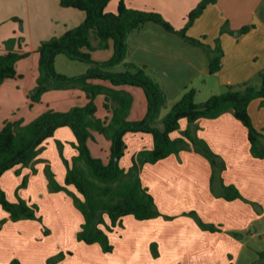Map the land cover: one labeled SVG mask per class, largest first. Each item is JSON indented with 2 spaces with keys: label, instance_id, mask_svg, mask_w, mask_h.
Listing matches in <instances>:
<instances>
[{
  "label": "crops",
  "instance_id": "obj_1",
  "mask_svg": "<svg viewBox=\"0 0 264 264\" xmlns=\"http://www.w3.org/2000/svg\"><path fill=\"white\" fill-rule=\"evenodd\" d=\"M200 1L126 0L132 8L160 12L177 29L185 25L188 13ZM117 7L118 0H111L107 11L116 12ZM84 19L83 10L64 7L59 0H0V54L7 52L4 47L7 39H19L21 35L27 39L24 43H30L28 49L32 52L17 62L18 76L0 85V128L7 120L28 123L48 109L67 111L87 102V93L80 87L50 89L32 105L29 98L39 75V54L36 53L39 44L62 35ZM226 23L234 32H221ZM245 25L253 26L240 34L239 29ZM188 34L198 38L205 36L204 41L212 46L217 38L220 39L224 57L217 74L210 73L209 57L203 48L157 23L147 22L129 37L128 60L147 66L148 72L164 87L169 106L186 88H195L197 95L203 92L212 95L217 93V87L240 84L264 69V0H217L204 9L189 27ZM21 49L28 51L25 44ZM113 52L111 41L105 51H92V57L97 61L107 60ZM91 81L112 86L107 81ZM116 88L134 96L129 118L142 119L147 112L144 89L135 85ZM104 100L102 94L96 98L97 116L102 119L112 115L104 107ZM249 112L254 126L261 130L264 127V102L254 99ZM187 127L188 121L183 118L180 129L172 136L180 137ZM196 127L197 135L222 158L225 168L217 171L212 181L214 171L210 161L198 153L193 144L156 163L144 164L142 183L153 195L162 215L145 220L125 216L121 226L108 232L114 246L112 252H104L99 243L78 241L83 214L65 191L53 192L49 188L45 166L50 164L54 172L55 168L46 148H58V141H61L66 158L71 159L77 154L72 144L76 141L73 130L69 126L57 129L44 143L45 149L34 164L37 171L31 166H17L0 178L8 198L16 200V191L27 176V185L19 189V194L30 203L38 204L39 214L48 225L46 233L40 221H13L4 209H0V219H7L0 228V264H8L13 258L20 259L22 264H47V259L59 251L73 252L64 264H251L257 260L258 251H264V158L252 155L248 130L231 112L214 119L202 118L196 122ZM125 140L128 147L135 145V155L154 145L150 133H127ZM94 141L106 153L101 159L109 162L111 141L94 132L89 147L95 157H100V153ZM66 143H71L70 151ZM58 160L61 167L56 178L65 184L67 167L62 157ZM120 163L128 169L125 166L128 161L123 163L121 159ZM16 169L21 170L20 174ZM228 185L235 186L244 198H224V186ZM69 188L76 191L73 185ZM192 211L204 223L217 229L202 228L188 214ZM53 232L56 237H52ZM153 247L157 255H154Z\"/></svg>",
  "mask_w": 264,
  "mask_h": 264
},
{
  "label": "trees",
  "instance_id": "obj_2",
  "mask_svg": "<svg viewBox=\"0 0 264 264\" xmlns=\"http://www.w3.org/2000/svg\"><path fill=\"white\" fill-rule=\"evenodd\" d=\"M110 0H59L64 7H74L85 12V19L79 25L66 30L62 35L43 40L38 48L39 75L36 87L31 91L32 102L41 100L42 95L50 89L80 87L88 96L84 105H76L67 111L48 109L28 123L22 120H7L0 128V178L10 169L17 166H31L33 171L38 156L45 149L44 143L53 137L57 129L69 126L76 137L73 146L77 154L68 159L63 154V143L58 141L61 157L67 167L65 184L58 182L50 164H46L45 173L49 188L53 192L65 191L74 201L76 208L84 216V222L77 233L78 241L87 244L99 243L104 252L114 249L108 232L122 219L133 215L139 220L151 219L162 215L153 195L142 183L141 170L146 163H156L182 150L194 149L205 156L213 168L212 181L217 171L225 168L222 158L216 154L205 139L197 135L196 122L202 118L214 119L231 112L248 130L251 153L254 157L264 158V127L259 130L249 112V105L254 99L264 102V69L253 78L240 84L226 85L222 93L212 94L205 101H196L197 90L186 88L182 96L174 102L169 110L160 117L167 107V95L162 84L147 71V66L128 60L130 34L139 31L147 22L161 25L169 32L178 33L189 43L203 48L209 57V71L217 74L222 68L224 51L220 39L215 46L206 43L205 36L193 37L188 34L189 27L203 13L204 9L217 0H201L187 15L185 25L177 29L160 12L140 10L128 6L126 0H118L116 12L107 11ZM253 25L239 29L240 34L248 32ZM234 32L224 24L221 32ZM95 38V43L92 40ZM113 42V55L102 61L94 60L92 51L107 49ZM7 52L0 54V85L9 78L18 76L16 64L28 56L21 49L17 38L11 37L4 42ZM20 46L16 48V45ZM65 54L72 60L89 64L86 72L79 75H67L56 69V57ZM121 67L120 70L115 68ZM259 79V83L255 81ZM91 80H102L112 84L106 86ZM121 85H135L144 89L147 98V112L140 120H131L130 111L134 96L122 89ZM104 95V107L112 115L102 119L97 116L96 98ZM188 121V127L181 131V136L172 134L181 127V120ZM94 132L104 135L111 141L109 162L95 157L89 147ZM127 133H150L154 145L151 149L140 150L132 160V165L125 169L121 159L125 155ZM20 174L21 170L16 169ZM28 177L23 178L16 191V200H10L0 184V205L13 221L22 219L43 222L39 206L30 203L19 194L25 187ZM73 185L76 191L69 186ZM224 198L233 200L244 198L233 185L224 186ZM192 215L204 229L216 230L204 223L192 211ZM169 217V216H167ZM109 219V221L107 220ZM7 221L0 219V228ZM46 233L48 229L46 228ZM155 246V244H154ZM154 255H157L155 247ZM72 251H59L47 259V264H64ZM8 264H22L20 259L13 258ZM252 264H264V251H258V258Z\"/></svg>",
  "mask_w": 264,
  "mask_h": 264
},
{
  "label": "rangeland",
  "instance_id": "obj_3",
  "mask_svg": "<svg viewBox=\"0 0 264 264\" xmlns=\"http://www.w3.org/2000/svg\"><path fill=\"white\" fill-rule=\"evenodd\" d=\"M18 40H19L20 45H21V46L20 45L19 46L22 48V45L25 44V50H28L29 52L28 51H26V52H28L29 53L28 55H30L32 53V52L30 53V49H28V48H30V43L29 42L27 44L24 43L27 40V39H25V36L24 35H21V37ZM92 40L95 43L94 36H92ZM4 47L6 48L5 44H4ZM98 50H104L105 51L106 49H98ZM36 53H37V49H36ZM56 58H58L57 59L56 69L59 72H63V73H65L67 75H70V76L82 74V73L86 72V70L89 67V64H87L85 62H82V61H78V60H72L69 57H67L65 54H59ZM120 69H121V67L115 68V70H120ZM147 71H148V69H147ZM255 81L257 83H259L260 80L259 79H255ZM70 88H73V87H70ZM215 90H216L215 92H217V93H222V92H224L226 90V87L225 86L224 87L220 86V87H217ZM210 94L211 93H209V92L199 93L196 96V101H198V102L205 101L207 98H209L211 96ZM29 98H30V96H29ZM33 103H35V102H32V100L30 98V105H32ZM169 107L170 106L167 104V107H164L162 109L161 114H160V117L163 116L169 110ZM177 132L178 131H176L174 133H177ZM66 144L69 145V148H67L69 150L70 147H71V143H66ZM94 146L97 147L98 153H100V157L99 158H103L104 157V154H106L104 152V150L101 149V146L98 145V143L95 142V141H94ZM134 146H135L134 144L130 145V147L127 146L125 155L122 157L123 163H124V161H128L127 165H125V166H127V168L130 167V165L132 164L133 157L135 156V154H134ZM46 149H47V154L50 156L49 159L52 161L53 167L55 168V174H58L59 175V173H60V169L59 168L61 167L60 165H58V164H60L58 158L61 157L60 150H59V146H58V148L56 146H48ZM63 154L66 157L65 152H64V148H63ZM54 156H56L58 158L57 159H54ZM52 170H53V168H52ZM0 209L3 210V208H2L1 205H0ZM41 224L43 225L44 228H48L47 223L46 222L44 223V218H43V222H41ZM56 236H57V234L55 232H53L52 237H56ZM241 262L242 261H240V263ZM254 262L255 261H253L252 263H254Z\"/></svg>",
  "mask_w": 264,
  "mask_h": 264
},
{
  "label": "water",
  "instance_id": "obj_4",
  "mask_svg": "<svg viewBox=\"0 0 264 264\" xmlns=\"http://www.w3.org/2000/svg\"><path fill=\"white\" fill-rule=\"evenodd\" d=\"M236 33H238V31H236Z\"/></svg>",
  "mask_w": 264,
  "mask_h": 264
}]
</instances>
